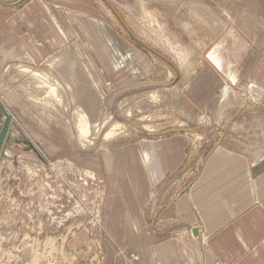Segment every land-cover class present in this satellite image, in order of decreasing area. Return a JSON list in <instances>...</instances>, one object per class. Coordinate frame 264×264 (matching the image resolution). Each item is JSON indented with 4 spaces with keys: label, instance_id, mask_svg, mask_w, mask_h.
<instances>
[{
    "label": "rangeland",
    "instance_id": "rangeland-1",
    "mask_svg": "<svg viewBox=\"0 0 264 264\" xmlns=\"http://www.w3.org/2000/svg\"><path fill=\"white\" fill-rule=\"evenodd\" d=\"M32 1L48 2L65 15L64 44L36 57L9 22ZM186 1L0 0V131L9 117L0 146V264H103L112 235L136 259L130 253L138 237L128 222L138 217V199L128 175L132 164L124 157L136 160L141 141H184L183 163L146 201L144 216L166 225L175 218L174 199L195 180L216 144L250 151L264 144V113L253 116L258 96L248 86L229 84L222 73L229 88L223 86L219 106L210 111L184 97L186 82L204 60L228 61L216 52L227 33L214 44L206 40ZM102 25L111 30L104 37L111 67L103 86L89 79L83 65L93 56L91 47L102 43ZM47 28L41 23L45 35ZM228 36L234 38L230 30ZM22 68L57 81L56 97ZM77 106L91 123L105 121L90 142L77 136ZM115 125L119 133L104 139ZM147 154L140 152L145 161Z\"/></svg>",
    "mask_w": 264,
    "mask_h": 264
},
{
    "label": "crops",
    "instance_id": "crops-1",
    "mask_svg": "<svg viewBox=\"0 0 264 264\" xmlns=\"http://www.w3.org/2000/svg\"><path fill=\"white\" fill-rule=\"evenodd\" d=\"M40 3L30 2L9 21L13 34L34 57L57 44L61 47L66 40L63 11H55L48 2ZM184 5L210 43L227 33L225 41L218 42L220 51L216 52L228 60L222 49L228 41L233 42V63L223 64L236 73L237 87L252 83L259 87L260 91L253 89L258 96L254 103L258 105L248 109L253 110V116L264 113V0H187ZM201 5L207 7L206 13L199 11ZM90 20L91 25L96 22ZM41 23L48 27L47 35L42 32ZM101 28L102 43L91 47L93 56L83 65L89 79L103 86L109 82L111 67L110 46L104 44V37L107 34L110 38L111 30L106 25ZM91 29L95 35V27ZM49 37L53 45L48 44ZM217 63L222 62L214 57L211 62L204 60L182 90L190 104L205 111L219 106L222 88H227ZM141 142L136 160L124 157L127 165L132 164L128 175L138 199V217L128 222L138 237L134 252L130 253L136 259H129L128 245L122 243L120 236L112 235L111 246H104L103 264H264V144H258L261 148L256 151L216 144L202 159L195 180L174 199L170 209L175 218L166 225L144 216L146 201L183 163L187 156L184 141L147 140L145 146ZM143 150L149 152L147 162L141 158ZM134 164L138 165L137 171L132 169ZM178 227L190 229L191 233H178Z\"/></svg>",
    "mask_w": 264,
    "mask_h": 264
},
{
    "label": "bare ground",
    "instance_id": "bare-ground-1",
    "mask_svg": "<svg viewBox=\"0 0 264 264\" xmlns=\"http://www.w3.org/2000/svg\"><path fill=\"white\" fill-rule=\"evenodd\" d=\"M152 20L154 21V18ZM223 41H225V40H223ZM235 42H236V40H235ZM222 53L225 56H228L227 57V59H228L227 62L231 65V63H233L232 59H233L234 55H233L232 48L230 47L229 44H227V43L224 44V47L222 49ZM216 68L219 69L221 72H223L227 76L229 84L230 83H234L236 81V76L234 77V73L225 64L217 63L216 64ZM22 71L30 72L31 75L40 77L38 81H40V83H42L44 86H46V88H48L46 92L50 96H55L56 97V93H57V90H58V87H59L57 81H55L54 79H51L47 75H45V76L44 75H40L36 71L29 70L28 68H22ZM226 84H227V82H226ZM229 84H227V88H229V86H228ZM247 86L250 89H254L256 91H260L259 87L256 84H254V83H252L250 85H247ZM75 114H76L75 129H76L78 138L81 141L90 142L89 138L94 134L93 131L95 132L96 129H97L96 131H98V129L101 128V126L104 125L105 121L101 122L100 124H97L96 122L91 123L90 120H89L88 114L79 106L76 107ZM119 130H120L119 129V125H115L114 127L108 129L105 132L104 139H108L112 135L118 134ZM64 236H66V235H64ZM62 239H64V238H62ZM51 240H53V239H50V238L48 239V241H51Z\"/></svg>",
    "mask_w": 264,
    "mask_h": 264
},
{
    "label": "water",
    "instance_id": "water-1",
    "mask_svg": "<svg viewBox=\"0 0 264 264\" xmlns=\"http://www.w3.org/2000/svg\"><path fill=\"white\" fill-rule=\"evenodd\" d=\"M8 120H9V117L6 118V121L0 131V146H1L2 138L4 137V134H5V131L8 125Z\"/></svg>",
    "mask_w": 264,
    "mask_h": 264
}]
</instances>
